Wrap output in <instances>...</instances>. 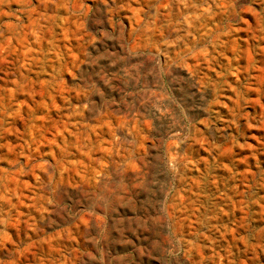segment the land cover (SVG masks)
<instances>
[{
    "label": "rangeland",
    "instance_id": "rangeland-1",
    "mask_svg": "<svg viewBox=\"0 0 264 264\" xmlns=\"http://www.w3.org/2000/svg\"><path fill=\"white\" fill-rule=\"evenodd\" d=\"M0 264H264V0H0Z\"/></svg>",
    "mask_w": 264,
    "mask_h": 264
}]
</instances>
